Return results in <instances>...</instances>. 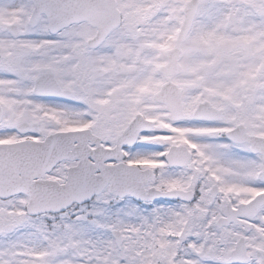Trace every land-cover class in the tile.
Instances as JSON below:
<instances>
[{
    "label": "snow or ice",
    "instance_id": "1",
    "mask_svg": "<svg viewBox=\"0 0 264 264\" xmlns=\"http://www.w3.org/2000/svg\"><path fill=\"white\" fill-rule=\"evenodd\" d=\"M0 264H264V0H0Z\"/></svg>",
    "mask_w": 264,
    "mask_h": 264
}]
</instances>
